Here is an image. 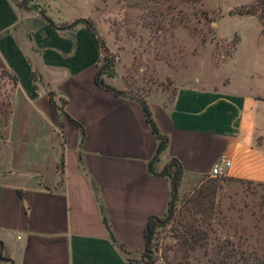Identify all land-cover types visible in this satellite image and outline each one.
Here are the masks:
<instances>
[{"label": "crops", "instance_id": "obj_1", "mask_svg": "<svg viewBox=\"0 0 264 264\" xmlns=\"http://www.w3.org/2000/svg\"><path fill=\"white\" fill-rule=\"evenodd\" d=\"M50 1L0 0V72L15 79L0 126V243L9 264H141L145 224L165 215L163 172L175 162L179 192L221 160L224 179L264 184V93L195 79L170 100L115 95L95 83L98 40L74 23L87 18L82 1L54 0L67 12L58 21L46 14ZM113 80L106 84L123 91ZM139 100L166 141L156 160Z\"/></svg>", "mask_w": 264, "mask_h": 264}, {"label": "rangeland", "instance_id": "obj_2", "mask_svg": "<svg viewBox=\"0 0 264 264\" xmlns=\"http://www.w3.org/2000/svg\"><path fill=\"white\" fill-rule=\"evenodd\" d=\"M81 1L76 6L86 10L85 20L107 50L101 64H111L112 82L129 96L162 94L170 100L177 86L195 79L209 87L229 79L230 87L264 93V27L256 17L239 14L254 0ZM50 4V19L66 16L54 0ZM11 86L0 72V126L8 116ZM198 187L214 189L203 200L204 211L191 216L206 235L205 245L192 246L183 258L176 221L190 219L186 209ZM179 195L171 222L157 229L155 264H215L217 257L223 264H264V184L209 177Z\"/></svg>", "mask_w": 264, "mask_h": 264}, {"label": "trees", "instance_id": "obj_3", "mask_svg": "<svg viewBox=\"0 0 264 264\" xmlns=\"http://www.w3.org/2000/svg\"><path fill=\"white\" fill-rule=\"evenodd\" d=\"M26 3H27V0H20L17 3V6L22 7V8H27ZM239 14L256 17V19L264 27V0H254L253 3L250 6H248L243 13H239ZM74 23L83 24L93 35H95V37L98 40L101 55L97 63V70H96L95 77H94L95 83L98 86H101L105 88L106 90L111 91L115 95L133 98L129 96L127 93H125L124 91L114 90L112 87L106 84V80L112 79L114 77L113 76L114 74L110 73L111 72L110 69L112 66L111 64L108 63L107 60H105V62L101 64V59L103 57V54L104 53L106 54L107 50L102 40L98 37L92 24L88 20H85V19H78L74 21ZM10 81L12 83L11 88H13V86L15 85V79L12 78ZM138 102L141 105V111L143 113V116H144V119L147 125L149 126L151 131L155 134L156 148H155V156L153 157V160H156L157 157L161 154V152L165 149L166 141L157 133V130L155 128V125L153 123V120L151 118L150 112L146 104L142 100H139ZM149 170L151 171V169ZM163 176L167 177L168 182H169V201L167 204L165 215L163 217L161 218L149 217L146 221L145 229H144V250L142 251V253L139 254V261L141 262V264H155L154 258H153V250H154L153 243H154L157 229L171 222L176 212L177 203L179 202V198H180L178 190H179V184H180L181 170L179 168L178 163L177 162L172 163L171 166L165 169L163 172ZM215 179H219L224 182L232 181V180L224 179V178H215ZM194 189H195V192L193 191L192 195L194 193L195 195L189 199V201L192 202L193 204L190 208L186 209V212L187 213L189 212L188 216L190 219L184 221V218L183 219L180 218L178 221H176L177 227H179L180 229H177V228L175 229L176 231L175 239L179 243L180 249L183 250V258H188L187 249L189 250L193 249L192 246L199 245V246L204 247L205 245L204 241L206 239V235L200 232L199 229H197L196 220H194L193 217L191 216L196 212L204 211L206 206L205 204H203V200L207 198L209 195L213 194L214 192L213 187L210 192L207 189H205V192H204L203 191L204 189L202 190V188H199V187L194 188ZM206 194L208 195L206 196ZM211 203L212 202H210L209 205ZM102 221L108 233L109 240L111 241V243L114 246H116L124 255H126L127 258H129L130 252L127 251L123 245L117 242L104 216H102ZM217 252H220V251H217ZM215 264H223V263L217 257V263Z\"/></svg>", "mask_w": 264, "mask_h": 264}, {"label": "built area", "instance_id": "obj_4", "mask_svg": "<svg viewBox=\"0 0 264 264\" xmlns=\"http://www.w3.org/2000/svg\"><path fill=\"white\" fill-rule=\"evenodd\" d=\"M229 166V162L221 160L215 162L208 174L210 178H223L225 176L226 169Z\"/></svg>", "mask_w": 264, "mask_h": 264}, {"label": "water", "instance_id": "obj_5", "mask_svg": "<svg viewBox=\"0 0 264 264\" xmlns=\"http://www.w3.org/2000/svg\"><path fill=\"white\" fill-rule=\"evenodd\" d=\"M2 244L0 243V262L5 264L8 262V259L6 257H3L2 255Z\"/></svg>", "mask_w": 264, "mask_h": 264}, {"label": "flooded vegetation", "instance_id": "obj_6", "mask_svg": "<svg viewBox=\"0 0 264 264\" xmlns=\"http://www.w3.org/2000/svg\"><path fill=\"white\" fill-rule=\"evenodd\" d=\"M3 257H5L4 255H3V253L1 254ZM5 264H9L8 262L7 263H5Z\"/></svg>", "mask_w": 264, "mask_h": 264}]
</instances>
